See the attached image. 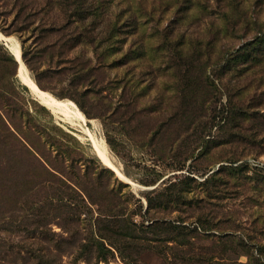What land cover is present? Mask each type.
Segmentation results:
<instances>
[{
	"label": "rangeland",
	"instance_id": "374dc122",
	"mask_svg": "<svg viewBox=\"0 0 264 264\" xmlns=\"http://www.w3.org/2000/svg\"><path fill=\"white\" fill-rule=\"evenodd\" d=\"M0 33L86 118L0 68V264H264V0H0Z\"/></svg>",
	"mask_w": 264,
	"mask_h": 264
},
{
	"label": "bare ground",
	"instance_id": "6f19581e",
	"mask_svg": "<svg viewBox=\"0 0 264 264\" xmlns=\"http://www.w3.org/2000/svg\"><path fill=\"white\" fill-rule=\"evenodd\" d=\"M0 39L4 40L7 43V48L9 49L10 53L14 56L15 60H18V76L27 85L30 89L33 96L38 99L43 105L49 108L57 117L60 119L69 122L72 125H78V122H83L86 120L83 113L79 112L76 107L71 106L69 104L63 103L61 100L55 98L49 92L40 89L35 81L29 75V72L20 58V48L19 43L14 37H7L0 33ZM81 130L91 139L94 146L96 147V151L99 156L103 159L105 164L112 168L119 177L122 179L129 181L128 178L123 176V174L119 171L118 167L114 163L113 158L110 156L106 143L102 137L97 135L96 131L86 129L85 127L80 125ZM134 187L136 184L132 182Z\"/></svg>",
	"mask_w": 264,
	"mask_h": 264
},
{
	"label": "trees",
	"instance_id": "16d2710c",
	"mask_svg": "<svg viewBox=\"0 0 264 264\" xmlns=\"http://www.w3.org/2000/svg\"><path fill=\"white\" fill-rule=\"evenodd\" d=\"M88 66H90V68H93L92 66H95V65H93L92 63H89ZM0 68L5 74L8 73V76L6 78H9V79H7V80L14 79L15 74L18 70V62L15 60L14 56L8 51V49L1 43H0ZM95 68H97V67L95 66ZM8 70H9V72H8ZM41 163L43 164V162L40 161V164ZM44 169L49 174L55 175L54 169H52L50 167L48 168L46 165H44ZM184 178H190V177L185 176ZM205 180H207V178H205ZM181 184H182V182H181ZM182 185H180L179 187H177L173 191H168V195L169 196L171 195L173 197V199H175V200L179 199V195L183 194V192L188 191L187 189L181 188ZM172 186L174 187L175 184H172ZM175 195H177V196H175ZM82 202H83V198H82ZM150 205H151V201H149V209L151 207ZM148 213H149V211L146 210L144 212V216L147 215ZM115 215L116 214L113 215L112 212H107V213L103 214L102 217L99 218V221L111 222L109 220V219H111L110 217L115 216ZM176 221L179 223H176ZM122 222H126V226H125L126 230H131V226H133V227L136 226V224L133 221L129 222V220L127 218H122ZM182 222H183L182 220H169V221L164 220V221L160 222L158 219H156L148 227L150 228L153 226L163 225L164 229L166 231L167 230H169L171 232L175 231L178 236H184V239H186V241H187L189 235L197 232L196 229H200L203 232L209 230V229H207L206 226H204L202 223H200V221L199 222L194 221L193 223H195V222L196 223L193 227L185 226L184 224H181ZM142 225H143V223H142ZM117 231L118 230H110L107 228H101L100 229L98 227H95V235L99 238L110 237V235H113V234L117 235V233H118Z\"/></svg>",
	"mask_w": 264,
	"mask_h": 264
},
{
	"label": "water",
	"instance_id": "95a60500",
	"mask_svg": "<svg viewBox=\"0 0 264 264\" xmlns=\"http://www.w3.org/2000/svg\"><path fill=\"white\" fill-rule=\"evenodd\" d=\"M5 45L7 46V43L5 42ZM20 58H21V56H20ZM21 60H22V58H21ZM16 61L18 62V60L16 59Z\"/></svg>",
	"mask_w": 264,
	"mask_h": 264
}]
</instances>
